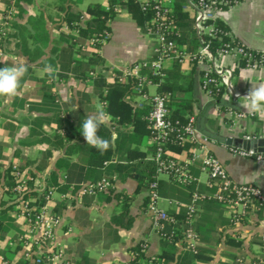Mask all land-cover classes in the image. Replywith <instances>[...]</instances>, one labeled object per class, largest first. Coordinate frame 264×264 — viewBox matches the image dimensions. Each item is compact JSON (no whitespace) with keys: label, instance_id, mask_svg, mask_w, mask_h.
<instances>
[{"label":"crops","instance_id":"crops-1","mask_svg":"<svg viewBox=\"0 0 264 264\" xmlns=\"http://www.w3.org/2000/svg\"><path fill=\"white\" fill-rule=\"evenodd\" d=\"M14 1L0 0V24L9 18L14 27L9 22L4 29L16 35L9 34L4 39L1 51L5 59L0 60V68L23 62L29 71L19 97L7 101L0 98V167L2 170L11 166L20 168L30 179L34 191L54 190V213L60 218L55 238L63 247L68 264H131L133 248L137 245L145 246L142 253L147 258L172 248L174 256L167 264H175L184 245L181 241L164 242L152 229L153 216L146 208L147 189L137 192L139 175L131 169L153 159L154 143L145 132L147 128L140 123H119L117 117L109 115L98 133L111 142V157L102 164L98 161L103 154L88 146L80 132L87 115L99 108L105 111L103 85H112L117 74L118 81H139L136 77H124V70L152 57L156 42L137 26L125 8L116 6V16L109 23L110 36L98 50L99 63L92 66L88 64L87 50L79 51L70 44V38L78 35L74 27L83 26L88 19L86 8L80 9L86 0H21L23 12L20 16H14ZM69 8L82 14L81 21L73 23L72 27L65 20ZM216 19L247 48L264 51V0H241L218 11ZM41 26L48 37L45 56L29 62L16 48L17 39L23 38L29 49L40 47L34 35L42 32ZM57 44L60 50H72L75 61L70 62L69 53L54 59L49 51ZM47 58L54 60L55 78L43 71L45 66H38ZM174 65L171 59L163 62V74L168 73L180 85L171 108L176 103H190L196 119V142L182 151H169V155L184 162L193 151L203 147L223 163L233 181L258 186L264 192V165L232 155L229 147L233 144L227 143V139L232 138L238 145L249 143L251 146L253 138L256 142L264 139V117L249 111L244 100L252 86L264 84V68H242L232 73L231 89L225 90L217 104L201 89V78L210 68L209 63L187 60ZM218 65L232 69L234 63L222 57ZM151 87L154 93H150ZM156 89L150 81L140 87L137 83L125 97L134 116L142 122L146 121L150 97ZM54 135L73 136L68 144L73 146L69 153L68 145L58 147L54 144ZM198 166L196 163L192 167L195 180L190 187L174 185L167 175L157 176L161 209L180 215L193 192L210 194L213 191L208 185V176ZM101 178L110 179L113 188L95 196H76L81 185ZM61 193L70 198L60 200ZM118 193L131 197L125 217L121 215L123 205L114 198ZM19 205L9 213L10 230L0 244V251L11 259L19 258V250L11 252L7 244L16 235L25 234ZM128 217L133 220L126 227ZM191 228L199 236L201 254L190 264H264L263 211L248 208L241 214V207L200 202Z\"/></svg>","mask_w":264,"mask_h":264},{"label":"built area","instance_id":"built-area-1","mask_svg":"<svg viewBox=\"0 0 264 264\" xmlns=\"http://www.w3.org/2000/svg\"><path fill=\"white\" fill-rule=\"evenodd\" d=\"M141 9L148 12V7L152 4L151 13L153 17L150 21L149 34L156 42L153 54L155 59H147L135 62L124 70V77H136L139 79L138 86L140 87L146 81V76L143 73H150L154 76L163 77V62L166 59L184 63L187 60L196 59L197 61L209 63L212 62V55L207 45L201 46L195 54L189 53L182 46L178 45L174 40L169 39L168 34L173 30L172 22L167 20L169 12H171V1L163 3L162 0H139ZM239 0H197L195 11V28L200 36L212 37L217 31L214 21L216 13L224 10L236 3ZM189 5L187 9H190ZM117 10V7L114 8ZM150 10V9H149ZM6 36L5 29L0 32V53L2 42ZM110 36V33H105L103 37H95L91 40L94 43H104ZM220 57H228L235 64L241 58L250 59V54L241 47H230L221 51ZM201 78V89L210 96L211 88H217L224 85L226 89H231L230 78L232 69H225L216 63H212ZM264 68L249 62L245 68ZM170 94L155 93L150 97V110L146 117L147 127L150 131V136L156 146V153L153 160L156 164V176L167 175L173 183L181 186H188L195 180L189 168L198 163L199 170L208 176V185L213 189L210 194H200L193 192L191 200L185 207L184 228H180L178 224L182 221L179 214L173 215L167 213L160 208V197L158 194L157 180L152 182L147 190V211L153 216L152 229L160 235L170 239L176 231L172 230L169 236H165L163 229L164 224L172 225L181 231V242L185 248L197 252L199 236L190 227L193 217L198 211V204L204 201H216L224 205L232 207H241V214H245L248 208H255L264 212V192L255 185L247 183H237L233 181L223 163L215 156L207 153L206 149L200 147L197 151H193L189 158L184 162H179L172 158L169 153L165 156L164 147L173 141V137L180 145L194 144L196 142L195 116L188 117L187 122L182 126L181 130L176 129L169 120L167 103ZM241 117V115H237ZM177 133L174 136V133ZM232 139V138H231ZM253 138V143L250 147L245 148L243 145H232L229 147V152L239 158L251 159L257 164L264 165V152L259 151V146H254L258 142ZM206 143L207 140L203 139ZM15 169V167H14ZM16 186L14 192L20 195L26 187V179L19 172H15ZM113 188V183L108 178H101L95 182H90L81 185L76 193L77 197L95 196L99 193L106 192ZM54 190H48L44 196V203L38 207H28V204L20 202L21 214L28 223V232L18 238L20 242L19 258L7 259L0 256V264H68L65 251L56 242V230L60 222V218L53 211L50 202H53ZM68 194H59L60 200L68 199ZM20 200V198L18 199ZM262 253L264 255V235L262 237ZM13 246V242L9 243ZM142 252H145V246H142ZM148 264H159L157 256L152 255L148 258Z\"/></svg>","mask_w":264,"mask_h":264},{"label":"trees","instance_id":"trees-1","mask_svg":"<svg viewBox=\"0 0 264 264\" xmlns=\"http://www.w3.org/2000/svg\"><path fill=\"white\" fill-rule=\"evenodd\" d=\"M12 1V0H10ZM21 0H15L12 4V7H14V16H20L23 12L19 2ZM241 1V0H239ZM197 0H174V2L171 5V12H169L167 16V20L172 22L173 30L168 34L167 37L169 39L174 40L178 45L182 46L184 49H186L189 53L195 54L196 51L203 45H207L208 49L212 55V62H210V67H212V63L218 64L221 60L220 52L224 51L230 47H241L245 51H247L250 54V59L248 61L247 58H241L238 62H236L232 68V73H236L239 69L245 68L246 64L249 62L250 64H257L258 66L264 67V51H257L247 48L245 45H243L239 40H237L235 37L231 35L229 32L228 27L220 20H215L214 25L216 26L217 31L214 33L212 37L209 36H200L198 35L196 28H195V11H196V3ZM191 6L190 9H187L188 6ZM116 6L125 8L128 13L130 14L131 18L135 21L137 26L141 28V30L144 33L149 34V27H150V21L153 17L151 13V7H148V12H144L141 9V3L139 0H108L107 6H103L99 3H90L86 7L85 14L88 16V19L84 22L83 26H75L74 28L77 29L78 35L77 37H71L70 38V44L73 48L82 51V49H86V54L88 55V64L94 66L99 63V55L98 50L101 47V43H94L91 42V40L95 37H103L105 33L110 32L109 23L113 18L116 16V12L114 8ZM150 9V10H149ZM82 14L78 11H72L70 8L66 11L65 20L66 23L69 26H73V23L80 22L81 21ZM10 24L12 23L11 20H9ZM13 25V23H12ZM12 27V26H11ZM14 27V25H13ZM41 33L39 35H34L35 41L40 43V47H33L32 49H29L26 47V41L21 38L17 39L16 48L21 52L23 56H26L29 60V62H34L36 60H40L43 56H45V49H46V42H48V37L46 34V31L43 26L40 27ZM15 36V34H11L9 30H6V36ZM151 37V33L149 34ZM3 39V41H4ZM59 44V43H58ZM52 47L50 49V55H54L55 58H60L62 56H65L66 54H70V62H74L75 59L72 57L73 51L70 49H62L60 50L58 46ZM25 46V47H24ZM156 55H152L149 59H155ZM194 62H197L196 59H192ZM54 62L53 59H45L38 63V66H46V65H52ZM175 65H177V61H174ZM92 70V69H90ZM165 73V72H164ZM119 74L115 76V82L112 85H103L105 87L104 90H106V94L103 96L102 99L105 102V111L111 115L112 117H117L119 119V123H133L134 125L140 123L141 126H143L146 129V133L150 135V131L147 127V120L142 122L139 120V118L134 116V113L132 112V107L128 104L125 97L130 94L133 87L137 85L138 80L135 79H129L127 82L118 81ZM147 81H150L152 84L157 86L156 93L158 94H165L169 93L170 98L167 103L168 113H169V120L171 121L172 125L178 129L181 130L182 126L185 125V123L188 120V117L194 116L192 113L191 105L190 103H176L174 105V108H171V101L174 97L175 92L180 88L178 85V82L174 77L169 75L168 73L164 74V77L154 76L150 73L146 74ZM225 86L220 85L217 88H211L210 97L213 99V102L219 104L223 94L225 93ZM148 115V113H147ZM146 115V117H147ZM177 133H174V136ZM173 137V141L168 143L164 147L165 156L168 155L169 151H175L179 152L183 149L187 148L188 146H192L193 144H184L180 145ZM105 139H108V137H105ZM54 144L56 146L64 147L72 142L73 136H60V135H54L53 137ZM72 145L67 146V153H69L70 149H72ZM69 150V151H68ZM96 150V149H94ZM96 152H98L96 150ZM156 153V146L153 145L152 147V155L154 156ZM111 157L110 149L105 152L100 160L98 161V164H102L104 161L109 160ZM15 166H11L7 168L6 170H2L0 167V244L6 237L7 233L10 230L11 226V218L9 216V213L12 212L14 206L16 204H20V202H24L25 204H28V207L32 206H40L44 203L43 196L48 191L43 190L40 192L34 191L32 183L30 179H28L26 176L23 175V172L20 168H17ZM194 167V166H193ZM120 168V167H119ZM122 168V167H121ZM132 170H135L138 172V188L137 192L142 189H147L149 185L157 180L156 176V164L154 160L145 162L144 165H137L131 167ZM190 172H192V167L189 168ZM15 172H19L23 176V178L26 179V187L25 190L20 194L17 195L14 192V188L16 186V177ZM172 182V181H171ZM173 183V182H172ZM174 185L178 187H190L192 184L188 186H181L176 183H173ZM158 185V194H159V184ZM20 198V200H18ZM114 198L119 200L121 204L123 205V212L122 217H125L128 215V206L131 202V197L124 195V194H115ZM209 203V202H216V201H204L203 203ZM219 203V202H218ZM147 204V200H146ZM222 204V203H220ZM58 211L59 209H55ZM21 211V209H20ZM185 213L186 209L183 210L180 214L181 222L178 224V227L182 225L184 228H187V225H184L183 222L185 219ZM173 215L174 213H169ZM132 217H128L127 223L124 225L126 227H129L132 224ZM177 227V228H178ZM191 227V225H190ZM177 228H174L172 225L164 224L163 229L165 232V236H169L170 232L172 230H177L173 235L170 236V239H167L166 237H161V239L164 242H167L169 244H175L177 241H180L182 238L181 231ZM22 235V234H20ZM16 235L11 239L14 243H16V246L8 248H13L14 250H20V242L18 241V236ZM184 245V243H183ZM142 246L143 245H137L133 248L134 252V259L131 261V264H148V258L144 257L142 253ZM185 248V245H184ZM174 249L169 248L166 249L164 253L157 256L159 264H167V262L173 258L174 256ZM200 250L197 248V252L193 253L192 251L188 250L187 248L184 249V251L176 258L175 264H190V262L200 257ZM0 255L2 257H5L7 259H11L5 255V252L0 251Z\"/></svg>","mask_w":264,"mask_h":264},{"label":"clouds","instance_id":"clouds-1","mask_svg":"<svg viewBox=\"0 0 264 264\" xmlns=\"http://www.w3.org/2000/svg\"><path fill=\"white\" fill-rule=\"evenodd\" d=\"M29 71L28 66L23 62H17L14 66L0 68V98L11 100L21 95L22 82ZM50 77L55 78L56 69L52 65H46L43 69ZM247 109L252 113L264 117V84L252 86L244 97ZM109 114L99 108L89 114L82 121L80 132L86 144L101 154L107 152L111 147V142L98 135L102 125L106 124Z\"/></svg>","mask_w":264,"mask_h":264},{"label":"rangeland","instance_id":"rangeland-1","mask_svg":"<svg viewBox=\"0 0 264 264\" xmlns=\"http://www.w3.org/2000/svg\"><path fill=\"white\" fill-rule=\"evenodd\" d=\"M99 2V3H101V4H106L107 2H108V0H86V4L85 5H83V6H81L80 7V9H83V10H85V8H86V6L90 3V2ZM163 1V3H165V2H167L166 0H162ZM12 9H14V7H12ZM2 23L3 24H0V32L2 31V29H4V27H6L8 24H9V18H7V19H3V21H2ZM4 42V41H3ZM3 42H2V44H3ZM2 52V51H1ZM3 59H5V56H4V53H0V60H3ZM150 93H154V88H150ZM70 198V197H69ZM50 205H52V207H53V211H54V205H53V202H50L49 203ZM20 216L23 218V216H22V214H21V212H20ZM23 223L25 224V234L28 232V223H26V221L24 220V218H23ZM22 235H24V234H22ZM22 235H20V236H22ZM20 236H18V237H20ZM11 242H13V241H9V243H11ZM9 243L7 244L8 246H10L9 245ZM16 246V243H14L13 242V246H10V247H15ZM13 248H10L9 250L11 251V252H13ZM1 250V249H0ZM19 255V254H18ZM1 256V255H0ZM13 260V259H12Z\"/></svg>","mask_w":264,"mask_h":264},{"label":"water","instance_id":"water-1","mask_svg":"<svg viewBox=\"0 0 264 264\" xmlns=\"http://www.w3.org/2000/svg\"><path fill=\"white\" fill-rule=\"evenodd\" d=\"M227 143L229 144V145H236L237 144V141H235V140H233V139H231V138H228L227 139ZM254 146H259V151H261V152H264V139H260L259 141H258V143L256 144V145H254ZM243 147H245V148H248V147H250L249 146V143H243Z\"/></svg>","mask_w":264,"mask_h":264}]
</instances>
